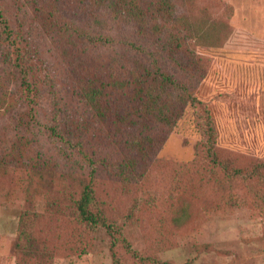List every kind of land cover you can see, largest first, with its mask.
Masks as SVG:
<instances>
[{"label": "rangeland", "instance_id": "rangeland-1", "mask_svg": "<svg viewBox=\"0 0 264 264\" xmlns=\"http://www.w3.org/2000/svg\"><path fill=\"white\" fill-rule=\"evenodd\" d=\"M0 7L31 63L27 80L36 82V96L29 101L18 71L2 54L3 45L0 264H113L104 229L85 228L70 215L46 209L56 202L67 207L61 194L76 198L82 181L89 179L93 196L118 232L112 253L119 264H264V169L262 178H245L264 163V0L183 4L177 11L205 23L208 34L220 38L216 47L188 41L179 47L183 53L168 52L161 34H138L87 0H0ZM43 17L70 25L87 41L65 44L58 34L43 30ZM134 62L157 66L194 100L154 154L137 164L139 178L122 188L100 162L117 159L115 142L126 131L110 128L108 136L104 125L96 128L75 82L78 73L85 75L80 68L95 71L103 81L108 65ZM49 125L69 143L50 137ZM208 125L215 163L205 150ZM76 142L91 164L79 157ZM35 155L51 168L50 194L43 193L46 178L27 187L24 165ZM24 211L38 215L33 230L37 257L15 248Z\"/></svg>", "mask_w": 264, "mask_h": 264}, {"label": "trees", "instance_id": "trees-1", "mask_svg": "<svg viewBox=\"0 0 264 264\" xmlns=\"http://www.w3.org/2000/svg\"><path fill=\"white\" fill-rule=\"evenodd\" d=\"M87 1L96 8L105 9L115 22L131 24L138 34L140 32H148L153 35L161 34L166 40L168 52L180 51L183 53L179 47L184 46L188 41H192L198 46L208 44L209 47H216L220 41L215 33L208 34L209 31L205 29V23L191 19L185 14V11L184 13L177 11L185 3L192 4L193 0ZM42 20L46 22L45 25H42L43 30L58 34L65 44L69 41L72 45H78L79 42L87 41L86 36L74 30L70 25L60 24L51 17L48 19L43 17ZM88 42L91 43V40L88 39ZM3 45L5 46L2 49V54L8 59V65L18 71L20 86L30 101L36 96V82L27 80L32 66L30 61L23 57L22 51L15 41L14 33L0 7V48ZM147 55L151 57L150 52H147ZM80 69L86 76L77 74L79 78L75 82L76 92L79 99L90 110L92 120L96 122L95 127L100 129L104 125L107 128L108 136L110 128L118 132L126 131L125 135L119 138V142L117 139L115 142V146L119 150L117 159L100 162L112 177L122 184V188H125L139 178L137 164L145 163L146 158L154 154L155 150L161 146L164 135L175 127L182 118L186 106H191L194 99L189 97L182 85L152 63L134 62L129 67L119 63L108 65L103 70V73L106 72L103 81L96 76L98 73L95 71ZM40 84H42V80ZM84 125L81 127L87 129ZM46 131L50 137L56 138L64 144L69 143L68 137L60 135L55 127L49 125L46 127ZM207 131L209 135L205 150L208 158L215 163V153L212 150L215 139L209 125ZM29 142L26 140L25 144ZM74 148L78 150L76 152L84 162L91 164L90 157L83 152L77 142ZM35 156L31 157L30 161L24 165V170L28 175L27 187H30L33 181L39 182L46 178L43 193L50 194L54 186V179L49 170L51 168L45 164L44 160L37 157L38 155ZM262 168L264 169V163L255 165L245 175V178H262ZM233 174L238 176L239 172L233 171ZM27 196L28 193H26ZM61 198L68 200L67 207L61 208L56 202L54 208L51 207L52 205H48L46 209L49 212L53 210L60 214L70 215L85 228L93 230L100 227L104 229L111 238L109 249L112 263L119 264L112 253L115 236L118 235V232L115 229V224L104 216L101 204L93 196L91 180L82 181L76 198H71L70 195H67L66 198L64 194H61ZM37 220V214L24 211L17 224L15 248L27 256L37 257L40 254L33 237ZM121 242L124 248L130 252L126 242L124 240ZM131 254L140 262L146 261L144 258L136 257L133 252ZM152 264L165 263L152 261Z\"/></svg>", "mask_w": 264, "mask_h": 264}]
</instances>
